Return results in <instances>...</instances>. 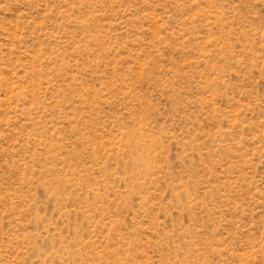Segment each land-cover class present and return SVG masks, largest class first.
Returning <instances> with one entry per match:
<instances>
[{"label": "rangeland", "instance_id": "374dc122", "mask_svg": "<svg viewBox=\"0 0 264 264\" xmlns=\"http://www.w3.org/2000/svg\"><path fill=\"white\" fill-rule=\"evenodd\" d=\"M0 264H264V0H0Z\"/></svg>", "mask_w": 264, "mask_h": 264}]
</instances>
